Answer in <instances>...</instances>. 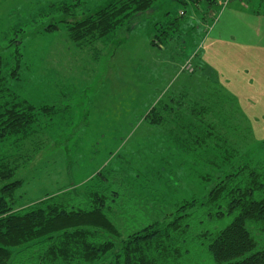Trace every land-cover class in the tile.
Returning a JSON list of instances; mask_svg holds the SVG:
<instances>
[{
    "label": "rangeland",
    "instance_id": "obj_1",
    "mask_svg": "<svg viewBox=\"0 0 264 264\" xmlns=\"http://www.w3.org/2000/svg\"><path fill=\"white\" fill-rule=\"evenodd\" d=\"M112 1L0 0L3 72L18 70L9 86L36 106H53L39 114L27 137L0 142L6 167L16 168L6 183L22 180L14 195L19 206L69 188L64 196L76 207L93 203L85 199L97 188L112 194L111 220L119 232L107 233L116 244L111 257L133 231L173 219L185 203L179 185L191 193L187 201L201 203L216 181L199 179L200 173L214 178L217 169L183 157L172 148L170 133L199 136L211 128L243 160L264 157L259 0H154L130 28L81 40L70 36L73 22ZM160 99L179 112H164L166 122L150 124L147 116ZM105 174L111 181L104 184ZM190 211L192 237L180 264H222L193 236L221 229L232 217L215 223L200 206ZM249 228L256 246L241 257L264 245V232ZM17 257L11 262H22Z\"/></svg>",
    "mask_w": 264,
    "mask_h": 264
},
{
    "label": "trees",
    "instance_id": "obj_2",
    "mask_svg": "<svg viewBox=\"0 0 264 264\" xmlns=\"http://www.w3.org/2000/svg\"><path fill=\"white\" fill-rule=\"evenodd\" d=\"M153 2L114 0L96 13L73 22L70 36L81 40L92 35L104 36L124 26L130 28L132 18L146 12ZM67 10L74 11L70 6ZM3 65L0 57V142L16 135L27 137V131L34 129L39 114H49L53 107L36 106L11 89L10 78H16L18 70L13 69L8 76L3 72ZM17 66L19 69L20 63ZM171 101L176 102V99ZM177 111L173 104L160 99L146 120L159 125L166 122L164 112L170 117ZM203 131L206 133L199 136L170 134L172 148L178 149L183 157L204 163L205 169H217L214 178L208 173L198 176L204 181L216 180L202 197L204 201L198 203L194 198L187 201L191 193L179 185L183 189H178V194L185 203L177 207L173 219L144 225L120 239V247L116 248L113 257L107 255L116 244L115 240L108 239V235L114 236L119 229L111 220L114 200L109 202V199L112 194L99 192L97 188L98 194L95 190L85 199L93 203L86 208L76 207L69 196H64L70 193L69 188L19 206L14 195L23 182L15 179L6 183L13 178L16 168L6 167V154L0 155V264H14L11 259L15 255L22 259L15 264H180V259L189 251L187 238L192 237V223L187 219L190 210L197 206L202 207L204 216H210L215 223L226 216L232 217L221 229L215 227L193 236V239L203 240L216 263L264 264V245L241 257L256 246L249 226L264 232V157L256 162L245 161L239 157V151L228 144V139L219 142L211 128ZM102 176L100 180H103ZM108 176L105 174L104 178L108 179ZM108 182L103 180L104 184Z\"/></svg>",
    "mask_w": 264,
    "mask_h": 264
},
{
    "label": "crops",
    "instance_id": "obj_3",
    "mask_svg": "<svg viewBox=\"0 0 264 264\" xmlns=\"http://www.w3.org/2000/svg\"><path fill=\"white\" fill-rule=\"evenodd\" d=\"M259 2H262L263 4H264V0H259ZM258 2V10L259 9H261L262 7H261V5H260V3ZM262 10V9H261ZM256 14H258V28H259V26H261V25H263V15H264V13H261V12H259L258 11V13L256 12ZM259 31V30H258ZM259 33V32H258ZM259 47V46H258ZM262 47V46H261ZM29 65H30V62H29ZM109 178L110 177H108V179H106V178H104L103 180H109ZM110 181V180H109ZM51 193H53V192H51Z\"/></svg>",
    "mask_w": 264,
    "mask_h": 264
}]
</instances>
